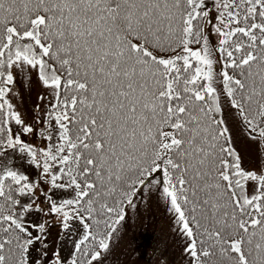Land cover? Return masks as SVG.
<instances>
[{"label":"snow or ice","instance_id":"obj_1","mask_svg":"<svg viewBox=\"0 0 264 264\" xmlns=\"http://www.w3.org/2000/svg\"><path fill=\"white\" fill-rule=\"evenodd\" d=\"M225 103L264 149V0H0V264H105L142 186L188 264H264V162Z\"/></svg>","mask_w":264,"mask_h":264},{"label":"rangeland","instance_id":"obj_2","mask_svg":"<svg viewBox=\"0 0 264 264\" xmlns=\"http://www.w3.org/2000/svg\"><path fill=\"white\" fill-rule=\"evenodd\" d=\"M211 42H216L214 35ZM18 87L22 96L16 99V103L22 112L34 116V107L40 103L38 97L45 95L46 90L35 76L30 85L21 80ZM224 117L233 131L245 166L264 162V149L247 140L238 127L234 110L227 103L224 105ZM125 209L126 219L117 225L118 236L105 264H188V256L184 252L186 238L176 230L174 218L159 193L148 191L146 186L138 187L132 206L125 205ZM62 242L66 251L71 248V243L63 240L59 228L54 225L48 243L61 246Z\"/></svg>","mask_w":264,"mask_h":264}]
</instances>
